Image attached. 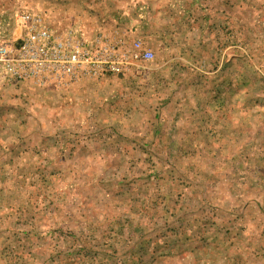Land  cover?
I'll return each mask as SVG.
<instances>
[{
  "label": "rangeland",
  "instance_id": "374dc122",
  "mask_svg": "<svg viewBox=\"0 0 264 264\" xmlns=\"http://www.w3.org/2000/svg\"><path fill=\"white\" fill-rule=\"evenodd\" d=\"M27 10L41 11L59 31L73 28L88 35L100 31L87 20L81 0H0V29L11 27L16 14ZM257 50V44L250 43L249 51ZM79 82L65 89L32 82L0 84V264H264V118L256 112L257 86L248 93L254 105L248 127L239 125L231 139L224 132L213 133L219 111L225 109L204 107L200 118H189L191 123L201 118L204 123L201 133L183 141L182 155L173 139H155L152 145L149 141L150 149L144 148L145 140L138 142L134 151L129 147L128 153L110 158L119 165L115 171L103 170L98 158L100 169L91 173V186L77 189L72 200L64 198L56 205L45 199L34 201L29 198L35 196L33 192L25 189V216L16 221L7 205L16 206L18 199L12 194L24 175L17 169L24 162L23 139L18 138L42 131L66 136L77 132L50 123L69 112L56 110L55 95L63 98V90ZM240 89L233 98L228 92L219 99L240 100ZM210 90L203 86L197 98L212 99ZM45 98L50 102H41ZM186 98L192 99L193 93ZM164 145L169 146L168 155ZM50 174L26 172L25 176L27 182L40 183ZM106 178L126 183L118 202H105L99 182ZM49 212L56 219H50ZM18 228L24 236L17 234Z\"/></svg>",
  "mask_w": 264,
  "mask_h": 264
},
{
  "label": "crops",
  "instance_id": "0c3cea01",
  "mask_svg": "<svg viewBox=\"0 0 264 264\" xmlns=\"http://www.w3.org/2000/svg\"><path fill=\"white\" fill-rule=\"evenodd\" d=\"M81 2L89 22L94 21L100 30L116 37L141 38L155 50L156 58L146 64L142 77L136 78L132 68L120 75L84 79L64 92L55 90L66 95L63 98L55 95L59 97L56 110L69 112L56 116L50 124H56L62 131L73 128L77 132L66 136L42 131L18 138L23 139L24 162H19L17 169L24 175L17 179L12 194L18 199L16 206L7 205L13 210L16 221L25 216L26 190L33 192L35 196L29 198L34 201L45 199L56 205L64 198L72 200L77 189L91 186V173L100 169L98 158L103 170L115 171L119 165L110 158L128 153L129 147L134 151L138 142L145 140L144 148L150 149L155 139L163 142L173 139L178 141L176 147L182 155L183 141L201 133L204 123L202 118L197 119L192 123L198 126L191 129L189 125L193 124L189 118L191 115L200 118L204 107L225 109L219 111L217 131L213 133L224 132L226 138L231 139L238 133L239 125L248 127V113L254 109L248 93L257 86L256 112L264 118V0L255 4L250 0ZM81 33L93 36L85 31ZM250 43L257 44L260 50L251 53ZM203 86L211 89L212 99L197 98ZM238 89L243 98L233 100ZM228 92L232 98L219 99ZM175 93L182 94L177 97ZM191 93L193 98L187 100ZM50 94L55 93L47 95ZM43 101L50 102L48 98L41 99ZM168 148L167 145L162 147V150L167 149L166 155ZM41 171L51 173L50 179H42L40 183L36 179L26 181V172ZM125 184L111 182L109 178L101 180L99 185L103 187L105 202H118L120 188ZM44 187L45 193L39 190ZM129 198L131 200V191ZM48 216L56 219L52 212ZM106 218L104 214L102 220ZM9 225L7 223L6 228L9 229ZM20 230L18 228L17 234L24 236V231Z\"/></svg>",
  "mask_w": 264,
  "mask_h": 264
},
{
  "label": "built area",
  "instance_id": "2783aa9c",
  "mask_svg": "<svg viewBox=\"0 0 264 264\" xmlns=\"http://www.w3.org/2000/svg\"><path fill=\"white\" fill-rule=\"evenodd\" d=\"M51 27L41 11L16 14L11 27L0 29V84L32 82L68 88L87 78L122 74L140 77L153 61V49L138 37L98 31L91 37Z\"/></svg>",
  "mask_w": 264,
  "mask_h": 264
}]
</instances>
